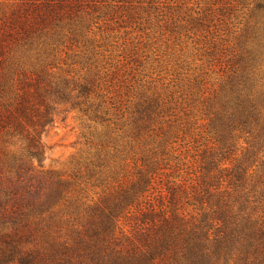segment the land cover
<instances>
[{
    "label": "trees",
    "instance_id": "16d2710c",
    "mask_svg": "<svg viewBox=\"0 0 264 264\" xmlns=\"http://www.w3.org/2000/svg\"><path fill=\"white\" fill-rule=\"evenodd\" d=\"M155 1L0 0V264H264V0L255 43L127 79L119 28Z\"/></svg>",
    "mask_w": 264,
    "mask_h": 264
},
{
    "label": "rangeland",
    "instance_id": "374dc122",
    "mask_svg": "<svg viewBox=\"0 0 264 264\" xmlns=\"http://www.w3.org/2000/svg\"><path fill=\"white\" fill-rule=\"evenodd\" d=\"M259 1L152 2V7L142 12L139 22L119 28V41L126 40L127 43L121 46L125 45L128 51L123 61L122 76L127 79L139 78L141 82L154 80L160 83L173 75L172 68L176 63H183L184 67L201 64L205 48L212 44L204 34L213 35L217 40L224 39V53L246 38L255 43V32L250 28L247 31L253 21L247 23L260 16L261 10L257 8ZM200 19L202 23L198 24ZM79 120L75 110L56 115L53 124L43 134L47 145L43 159L45 168L69 167L70 156L77 147L75 141L80 131Z\"/></svg>",
    "mask_w": 264,
    "mask_h": 264
}]
</instances>
